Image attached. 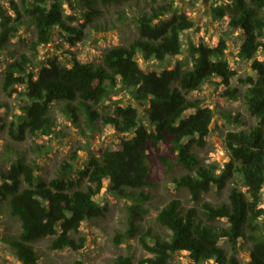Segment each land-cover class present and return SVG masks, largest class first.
<instances>
[{
	"label": "trees",
	"instance_id": "trees-1",
	"mask_svg": "<svg viewBox=\"0 0 264 264\" xmlns=\"http://www.w3.org/2000/svg\"><path fill=\"white\" fill-rule=\"evenodd\" d=\"M149 1V11L136 17V38L107 48L97 62H81L70 50L40 61L38 49L58 40L76 46L103 9L121 0H75L81 22L76 11L65 12V0H10L9 6L0 0V53L8 50L23 27L34 33L32 57L20 54L2 72V89L7 94L18 92L22 103L8 124L0 114L1 127L7 126L16 141L49 134L51 105L63 102L69 118L82 116L90 130L101 122L119 140L116 147L90 154L82 166L74 152L72 161L62 162L53 178L36 174V165L20 154L8 166L0 164V214L18 224L17 232L4 234L1 241L21 264H38L34 245L47 238L50 250L82 249L84 239L76 238L82 223L108 212L107 205L96 201L104 181L111 195L130 201L124 230L115 239L122 243L139 238L150 256L135 264H176L175 255L180 253L187 254L192 264H241V249L249 254L247 264H264V58L257 59L264 52V0H222L210 8L214 20H225L231 33H239L238 55L250 63L252 74L241 80L246 85L241 93L230 85L235 71L227 58L226 38L220 37L215 46L189 42L185 49L184 37L196 26L187 9L176 0ZM184 1L191 6L198 2ZM138 58L165 68L146 70ZM207 83L224 86L218 99L242 98L256 119L254 125L226 132L228 161L222 167L202 164L193 152L195 146L206 145L214 119V110L192 97ZM123 91L147 105L146 111L141 113L120 98L113 100ZM106 101L110 110L101 114L97 107ZM227 118L239 123L238 117ZM162 145L186 170L173 183L188 191L193 205L184 208L172 199L143 230L150 198L145 189L153 186L147 150L159 151ZM161 161L171 169L172 160L162 156ZM228 184L226 200L214 204L204 199L213 186L221 192ZM112 264L134 261L130 255H119Z\"/></svg>",
	"mask_w": 264,
	"mask_h": 264
},
{
	"label": "rangeland",
	"instance_id": "rangeland-1",
	"mask_svg": "<svg viewBox=\"0 0 264 264\" xmlns=\"http://www.w3.org/2000/svg\"><path fill=\"white\" fill-rule=\"evenodd\" d=\"M2 1H6V5L9 6L10 0ZM15 1L19 2V0ZM74 1L65 0V12L76 11L81 22V13L79 9L74 7ZM176 1L181 5V8L187 9L196 22V26L184 37L185 49L188 48L189 42L193 44L203 42L209 46H215L220 37H225L228 44L227 58L231 68L235 71V76L230 85L237 88L240 93L244 92L246 85L241 80L252 74V71L250 63L241 60L238 55L239 33H231L227 22L214 20L210 12L211 6L222 3V0H198L194 6L186 4L184 0ZM150 6L149 0H121L120 3L106 7L103 9V15L93 25L86 28L85 38L76 46L70 47L67 43L58 40L55 43L40 47L37 60L44 61L49 56L70 50L81 62H97L107 48L124 45L138 36L136 17L141 13L148 12ZM33 39V30L23 27L19 31V36L12 39L8 50L0 53V105L2 106L0 114L5 118L7 124L19 112L18 108L22 100L18 92L7 94L2 89V72L7 63L20 54L32 57L33 52L30 43ZM57 44L62 47L58 48ZM263 58L264 52L257 55V59ZM170 60L169 65L172 66L175 58ZM138 62L146 70L156 69L160 71L165 68V65L145 62L141 58H138ZM215 80L219 81L218 79ZM223 90V85L207 83L199 91L192 94V97L203 99V105L214 110V119L210 126V135L206 139V145L203 148L197 146L193 148L194 154L205 165L217 163L222 167L228 161V154L223 143L227 131H238L256 124V119L249 115L242 98L237 100L218 99ZM119 98L123 104H131L137 107L141 113L146 111L147 105L135 101L127 91L120 92L113 97V100ZM109 103L106 101L98 106L99 113L108 112L110 109L106 105ZM63 107V102H54L51 105L50 116L53 127L49 134L39 133L36 136H28L23 141L13 139L7 126L2 128V122H0V164L8 166L20 154L26 157L27 162L36 165V174L53 178L62 162L72 161L71 156L74 152L79 157L77 165L82 166L90 154H96L98 150L108 146H117L119 140L111 128L98 122L96 130H90L85 125L82 116L79 120H73L63 112ZM227 116H230L232 120L238 117L239 123L229 121ZM242 122L245 123V126L240 125ZM147 154L153 186L145 189L150 198L146 202L148 213L141 224L143 230L153 225V220L158 211L170 200L178 199L184 208L193 205L188 191L184 188H177L173 183V178L185 174L186 170L177 165L168 146H160L159 151L150 147ZM162 156L172 160L171 169H167L166 165L162 163ZM107 184L108 181H104V188L96 197V201L101 205H107L108 212L102 218L82 223L80 234L76 238L84 239L83 248L79 251H72L67 248L50 250L48 248L49 239H43L34 245L40 256L38 264H73L76 260L81 261L82 264H112L119 255H130L135 264L138 259L150 256L142 249L138 237L126 239L122 243H118L115 239V234L124 230L125 208L130 201L111 195L107 190ZM230 185L228 184L221 192H218L217 188L213 186L203 197L205 200L217 204L227 199ZM262 202L264 204V193ZM17 230L18 224L15 220L6 213L0 214V264H21L15 257L13 250L1 241L4 234L15 233ZM223 245L228 248L227 244L223 243ZM239 258L241 264H247L250 257L248 252L241 249ZM175 262L176 264H192L185 253L175 255ZM203 264L213 263L205 262Z\"/></svg>",
	"mask_w": 264,
	"mask_h": 264
}]
</instances>
